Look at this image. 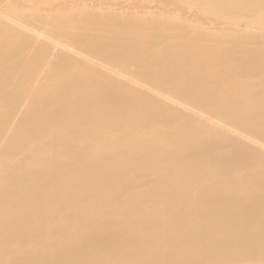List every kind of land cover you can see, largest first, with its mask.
<instances>
[{
	"label": "bare ground",
	"instance_id": "bare-ground-1",
	"mask_svg": "<svg viewBox=\"0 0 264 264\" xmlns=\"http://www.w3.org/2000/svg\"><path fill=\"white\" fill-rule=\"evenodd\" d=\"M0 264H264V0H0Z\"/></svg>",
	"mask_w": 264,
	"mask_h": 264
},
{
	"label": "rangeland",
	"instance_id": "rangeland-1",
	"mask_svg": "<svg viewBox=\"0 0 264 264\" xmlns=\"http://www.w3.org/2000/svg\"><path fill=\"white\" fill-rule=\"evenodd\" d=\"M187 5H184V7H186Z\"/></svg>",
	"mask_w": 264,
	"mask_h": 264
}]
</instances>
